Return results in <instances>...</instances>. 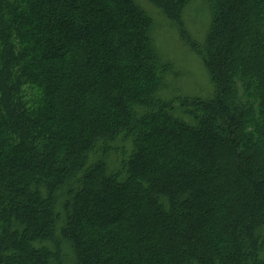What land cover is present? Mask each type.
<instances>
[{
  "label": "trees",
  "instance_id": "obj_1",
  "mask_svg": "<svg viewBox=\"0 0 264 264\" xmlns=\"http://www.w3.org/2000/svg\"><path fill=\"white\" fill-rule=\"evenodd\" d=\"M203 2L205 98L134 0H0V264H264V0Z\"/></svg>",
  "mask_w": 264,
  "mask_h": 264
},
{
  "label": "rangeland",
  "instance_id": "obj_2",
  "mask_svg": "<svg viewBox=\"0 0 264 264\" xmlns=\"http://www.w3.org/2000/svg\"><path fill=\"white\" fill-rule=\"evenodd\" d=\"M153 20L152 41L162 60L172 65L164 94L209 97L212 83L201 59L187 46L191 41L201 45L209 26V14L203 0H195L184 11L183 32L170 22L148 0H134ZM71 264L70 259H67Z\"/></svg>",
  "mask_w": 264,
  "mask_h": 264
}]
</instances>
